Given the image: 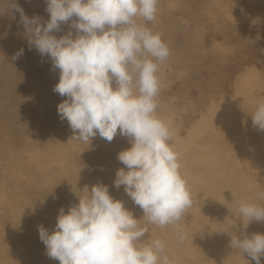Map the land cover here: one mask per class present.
I'll list each match as a JSON object with an SVG mask.
<instances>
[{
  "label": "rangeland",
  "instance_id": "obj_1",
  "mask_svg": "<svg viewBox=\"0 0 264 264\" xmlns=\"http://www.w3.org/2000/svg\"><path fill=\"white\" fill-rule=\"evenodd\" d=\"M14 2L29 17L38 15L42 21L50 19L45 0ZM146 26L154 34L159 33L170 50L168 59L158 67L161 90L156 115L172 131L170 144L176 153L179 152V157L180 147L204 130L205 124L213 122L220 109L232 108L239 101L236 99L257 82L262 90L264 0H159L156 20ZM69 30L68 25L63 24L59 32L52 34L59 38ZM71 31L74 37L75 30ZM257 36L261 39L257 40ZM21 48L24 55L14 58ZM58 80L59 70L53 69L50 57L41 56L35 47L29 50L19 13L7 10V0H0V264H53L55 260L46 255L45 245L40 243L38 226L42 224L49 232L53 231L59 210L63 207L67 212L70 205L78 203V196L87 193V188L90 190L93 185L102 183L108 186L115 200L123 201L128 197L124 187L115 188L113 181L116 171L125 167L118 161L117 154L131 146L129 139L119 134L111 142L98 134L87 143L73 138L67 120L62 121L57 112V105L66 99L53 91ZM260 91L258 95L263 96V90ZM37 146L42 148L35 150ZM29 157L31 160H27Z\"/></svg>",
  "mask_w": 264,
  "mask_h": 264
},
{
  "label": "clouds",
  "instance_id": "obj_2",
  "mask_svg": "<svg viewBox=\"0 0 264 264\" xmlns=\"http://www.w3.org/2000/svg\"><path fill=\"white\" fill-rule=\"evenodd\" d=\"M45 2L47 21L29 17L14 0H7V10L19 13L29 50L35 47L59 70L53 91L66 97L57 105L60 119L67 120L73 138L85 143L97 134L108 142L117 134L127 137L131 146L117 154L125 167L116 171L114 187H124L147 224L165 227L181 221L192 206L191 194L170 144L173 133L156 115L158 67L170 50L146 26L156 20L159 0ZM63 24L70 30L57 38L52 33ZM23 55L21 48L14 58ZM251 117L253 127L264 131V99ZM258 196L264 200V191ZM236 215L247 219L246 229L252 221L264 222V205L241 199ZM142 219L100 183L87 188L67 212L59 210L53 231L41 224L38 233L46 255L59 264H170L165 241L142 239L149 233ZM178 238L187 239V233L180 231ZM230 245L261 264L264 234H233Z\"/></svg>",
  "mask_w": 264,
  "mask_h": 264
},
{
  "label": "bare ground",
  "instance_id": "obj_3",
  "mask_svg": "<svg viewBox=\"0 0 264 264\" xmlns=\"http://www.w3.org/2000/svg\"><path fill=\"white\" fill-rule=\"evenodd\" d=\"M14 32H12V33L14 34ZM12 38H13V36H12ZM15 39L16 38H14V40ZM10 51L11 50H9V52ZM3 57H1V58H3ZM19 80L21 81V79H19ZM259 83L260 82H257L256 86L250 88L249 91L245 95L243 94L240 98L236 99V101L237 100H239V101L238 102L235 101L236 103L234 102L235 104L232 108L227 107L224 110L220 109L216 113V119L213 122L211 120L207 124H205V128L203 127L204 130H202L201 132L197 133L194 137H192L191 141L189 139V141H188L189 143L184 144V145H182V147H180V148H182V150H180L181 151L180 156L178 157V162L180 164L179 171L187 183V187L190 191L191 199H192V206L189 209H187L185 216H184V218H182L181 221H179L173 225H167L165 227H159L157 225L147 224V222L142 219V217H143L142 210L137 205H135L129 197H127L126 199L123 200L125 208L130 210L134 214V217L136 219H142L140 221L141 224L147 226L149 229V233H146L142 239H147V238L157 239V238H159V239H162L163 241L166 242L165 254L169 257L170 264H255V261L251 260V258L248 257L246 253L242 254L239 250L233 249L230 245V240H231V235H233V234H236V235L241 236V237L245 233L249 236H251L254 233L264 234V222L252 221L248 224L247 228L245 229L243 223L246 224L247 219L243 218V221H242L236 215L237 209L239 207V202L241 199L247 200L248 202H251V203H257V204L264 205V200L260 199V197L258 196L259 192L264 191V131H260L257 128L253 127L252 117H251V114L256 109L257 103L260 100L264 99V83H262V85H263V87H262L263 96L258 95V92L261 89ZM16 88H18V87H16ZM0 99H1V97H0ZM5 105H7V104H5ZM1 111H3V110H1ZM5 111H7V110H5ZM14 112H15V110H14ZM21 112H20V114H22ZM14 116L15 115H13V117ZM31 125L35 126L33 124H31ZM9 128H11V127L9 126ZM27 129L29 130V128H27ZM19 130L21 131V129H19ZM29 134H30V132H29ZM17 136H19V134ZM32 137H34V135ZM32 137L29 139H32ZM22 139H23V137H22ZM26 139H28V137ZM35 139H37V138H35ZM2 141H4V140L2 139ZM0 142H1V140H0ZM34 142L36 143V141H34ZM11 144H13V143H11ZM39 144H38V146H39ZM5 145H7V144H5ZM32 145H33V142H32ZM29 146H31V145H29ZM38 146H37V148H34V149L38 150V148H40V149L42 148V147H38ZM179 146H180V144H179ZM7 147H8V145H7ZM20 147H22V146H20ZM33 147H35V146H33ZM55 148H53V149H55ZM58 148H59V146H58ZM8 149H9V147H8ZM59 149H57V150H59ZM6 151H8V150H6ZM11 151H12V149H11ZM51 151L54 153L53 150H51ZM40 152H42V151H40ZM16 153H18V150L16 151ZM12 155L15 156L17 154H15V155L12 154ZM44 155L45 154H43V156ZM17 157H18V155H17ZM27 160H31L30 157ZM55 160H56V158H55ZM36 161H37V159H36ZM28 162H31V161H28ZM28 162H27V165L30 166L28 164ZM5 163H7V162H5ZM12 163L14 164L13 161H12ZM22 163H24V162H22ZM52 164H53V162H52ZM19 166H20V164H19ZM20 168H19V170H20ZM26 170L27 169H25V171ZM30 170L32 171L33 169H30ZM45 170H46V168H45ZM52 171H54V170H52ZM19 173H21V172H19ZM44 173H42V174H44ZM23 174H25V173H23ZM7 175L9 176V174H7ZM11 178L13 180V177H11ZM11 178H9V179H11ZM41 178H43V177H41ZM0 179L2 181L1 176H0ZM5 179H6V177H5ZM5 179H4V181H5ZM14 180H16V179H14ZM9 182H10V180H9ZM9 182H7V184ZM32 185H34V183L31 184V187H32ZM28 186H29V184H28ZM26 189H27V187H26ZM49 190H50V188H49ZM42 191H44V190L42 189ZM32 192H33V190H32ZM80 192H82L81 189H80ZM42 193L43 192H41V194ZM114 196H116V195H114ZM35 197L36 196H34V198ZM32 198H33V196H32ZM56 198H57V196H56ZM10 199H11V197H10ZM14 200H16V199H14ZM70 200H72V199H70ZM58 203H60V202H58ZM3 204H4V201H3ZM50 205H52V204H50ZM50 205H49V207H50ZM17 209L18 208H16V210ZM6 210H9V209H6ZM40 212L42 213V211H40ZM43 214H44V212H43ZM31 215H33V214H31ZM16 216H17V214H16ZM45 218L47 219V216ZM30 219L31 218H29V220ZM36 223H37V221H36ZM9 225H11V223ZM14 227H15L14 228V230H15L16 226H14ZM6 230H7V228H6ZM180 231L187 233V239L181 241L178 238V233ZM22 232H24V231H22ZM9 233H11V232H9ZM13 234L15 235V233H13ZM27 235L29 236V234H27ZM27 235H25V236L27 237ZM11 239H13V238H11ZM17 239H19V237ZM24 241H25V239H24ZM40 243H42V242H40ZM18 245H19V243H18ZM12 246H10V247H12ZM14 247H13V249H14ZM19 248H20V245H19ZM2 249H4V247ZM42 251H43V249H42ZM12 254H13V252H12ZM37 254H38V252H37ZM1 255L2 254L0 253V256ZM20 255H21V253H20ZM8 256H9V254H8ZM7 260H8V258H7ZM10 260H11V258H10ZM12 263H14V261ZM21 263H19V264H21ZM6 264H8V263H6ZM53 264H59V261L55 260L53 262ZM261 264H264V256L261 257Z\"/></svg>",
  "mask_w": 264,
  "mask_h": 264
}]
</instances>
